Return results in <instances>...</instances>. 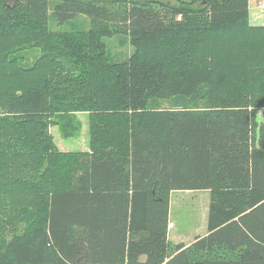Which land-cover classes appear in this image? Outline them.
<instances>
[{
  "label": "trees",
  "instance_id": "16d2710c",
  "mask_svg": "<svg viewBox=\"0 0 264 264\" xmlns=\"http://www.w3.org/2000/svg\"><path fill=\"white\" fill-rule=\"evenodd\" d=\"M50 9L91 28L53 31ZM117 34L126 61L109 60ZM7 45L41 53L22 66ZM0 73V264H264L250 0H0ZM77 112L91 150L61 151L51 124L68 136ZM196 189L211 190L208 232L172 247L171 191Z\"/></svg>",
  "mask_w": 264,
  "mask_h": 264
},
{
  "label": "rangeland",
  "instance_id": "374dc122",
  "mask_svg": "<svg viewBox=\"0 0 264 264\" xmlns=\"http://www.w3.org/2000/svg\"><path fill=\"white\" fill-rule=\"evenodd\" d=\"M171 1L176 2L179 0ZM250 2L251 8H253L251 22L253 24H263L264 19L255 20L254 10L258 14L264 12V0H251ZM49 15V28L53 31L78 32L88 31L91 28L90 18L84 14H77L74 18L62 23L54 16L53 10L50 9ZM103 41L109 55V60L113 62L126 61L134 53L135 48L128 35L117 34L113 37H105ZM7 48L8 52H6V55L9 58H16L22 66H31L41 53V50L36 46L27 47V45H23L21 48H13L7 45ZM163 104L168 106L171 104V101H164ZM73 118L76 120L74 122L76 127L68 136L63 134L61 124L54 122L51 124L50 131L57 148L61 151L71 153L90 151L91 134L89 113H73ZM258 120L262 121L261 112L258 114ZM211 199L212 194L210 189L171 191L168 241L172 247L179 244L188 246L198 236L205 235L208 232ZM19 227H22V222Z\"/></svg>",
  "mask_w": 264,
  "mask_h": 264
},
{
  "label": "crops",
  "instance_id": "0c3cea01",
  "mask_svg": "<svg viewBox=\"0 0 264 264\" xmlns=\"http://www.w3.org/2000/svg\"><path fill=\"white\" fill-rule=\"evenodd\" d=\"M251 1V0H250ZM253 8H251V2H250V19H251V13H252V10ZM262 13H264V12H262ZM251 21V20H250ZM251 24H253L252 22H251ZM253 25H264V23L263 24H253Z\"/></svg>",
  "mask_w": 264,
  "mask_h": 264
}]
</instances>
